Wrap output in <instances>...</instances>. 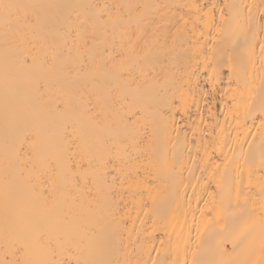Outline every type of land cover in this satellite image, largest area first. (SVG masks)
<instances>
[{"label":"bare ground","instance_id":"1","mask_svg":"<svg viewBox=\"0 0 264 264\" xmlns=\"http://www.w3.org/2000/svg\"><path fill=\"white\" fill-rule=\"evenodd\" d=\"M0 264H264V0H0Z\"/></svg>","mask_w":264,"mask_h":264}]
</instances>
